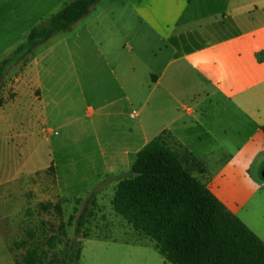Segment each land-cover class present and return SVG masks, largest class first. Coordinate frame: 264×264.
<instances>
[{"label":"crops","instance_id":"crops-1","mask_svg":"<svg viewBox=\"0 0 264 264\" xmlns=\"http://www.w3.org/2000/svg\"><path fill=\"white\" fill-rule=\"evenodd\" d=\"M71 1L0 0V61ZM29 54L13 85L20 135L43 124L50 131L37 152L30 146L33 163L62 165L52 110L74 81L79 97L95 103L86 102L85 116H96L101 137L95 151L64 165L68 173L80 164L82 181L129 173L135 154L164 135L264 243V0H100ZM0 264H15L1 234Z\"/></svg>","mask_w":264,"mask_h":264},{"label":"rangeland","instance_id":"rangeland-1","mask_svg":"<svg viewBox=\"0 0 264 264\" xmlns=\"http://www.w3.org/2000/svg\"><path fill=\"white\" fill-rule=\"evenodd\" d=\"M31 55H19L7 67L6 85L1 90L0 234L13 259H21L25 249L17 244L26 239L28 231H33L37 238L43 234L57 235L58 226L63 225L65 236L60 237L63 240L80 239L82 234L88 236L82 240L78 264H169L162 260L149 239L134 232L112 209L115 186L119 179L128 176V172L96 181H82L79 178L84 166H74L73 173H68L64 166L70 160L81 161L84 151H95V142L101 137L96 116L93 117L95 123L85 116L86 102L93 106L95 103L79 97L74 81L65 87L72 92L71 97L66 98L63 90L52 110L54 124L60 126L52 137L54 157L62 165L32 162L30 146L33 145V151L37 152L41 148L38 147L47 142L50 131L43 124L41 130L29 134L28 138L21 137L22 122L13 109L14 80ZM11 82L10 87L7 86ZM5 119L8 122L4 125L1 122ZM47 202L59 205L60 212L39 208V204ZM79 221L82 227L76 232Z\"/></svg>","mask_w":264,"mask_h":264},{"label":"trees","instance_id":"trees-1","mask_svg":"<svg viewBox=\"0 0 264 264\" xmlns=\"http://www.w3.org/2000/svg\"><path fill=\"white\" fill-rule=\"evenodd\" d=\"M100 0H73L31 29L25 44L11 57L0 61L1 88L6 69L19 55L61 33L70 32ZM197 164L186 150L177 152L164 135L149 141L136 154L128 176L118 180L111 206L137 234L149 239L154 250L169 264H264V243L232 214L206 187L192 176L189 166ZM44 211L60 212V206L39 204ZM82 224H76L79 232ZM59 234L36 237L33 231L17 247L25 251L15 264H78L80 239H61ZM61 248H59V246Z\"/></svg>","mask_w":264,"mask_h":264}]
</instances>
